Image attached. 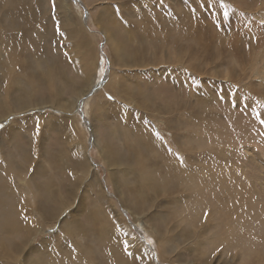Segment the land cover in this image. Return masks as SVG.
Here are the masks:
<instances>
[{"label":"rangeland","instance_id":"374dc122","mask_svg":"<svg viewBox=\"0 0 264 264\" xmlns=\"http://www.w3.org/2000/svg\"><path fill=\"white\" fill-rule=\"evenodd\" d=\"M0 97V264H264V0H0Z\"/></svg>","mask_w":264,"mask_h":264},{"label":"bare ground","instance_id":"6f19581e","mask_svg":"<svg viewBox=\"0 0 264 264\" xmlns=\"http://www.w3.org/2000/svg\"><path fill=\"white\" fill-rule=\"evenodd\" d=\"M65 6V5H64ZM68 7V6H67ZM70 8V7H69ZM68 8V9H69ZM19 10V9H18ZM65 11H66V9H65ZM70 12V11H69ZM73 12V11H72ZM76 13H78L77 11H76ZM69 15V14H68ZM4 18V17H3ZM69 18V17H68ZM72 18V17H71ZM82 18V17H81ZM70 20V19H69ZM72 20V19H71ZM82 20V19H81ZM10 22V21H9ZM83 22V21H82ZM2 24V23H1ZM4 27V26H3ZM81 31V30H80ZM108 38L110 39V37L108 36ZM87 42V41H86ZM88 53V52H87ZM32 54V53H31ZM121 54V53H120ZM118 55V54H117ZM120 59L121 60H123V61H127L128 60V58L125 56V54H121L120 55ZM12 62V61H11ZM39 62V61H38ZM12 69V68H11ZM17 69V68H16ZM11 73V72H10ZM118 73V72H117ZM87 77H89V76H87ZM110 81V80H109ZM111 83H113L112 81H111ZM117 83V82H116ZM7 85V84H6ZM113 85H115V84H113ZM10 86V85H9ZM50 88V87H49ZM122 90V89H121ZM159 90V89H158ZM58 91V90H57ZM171 91V90H170ZM49 93V92H48ZM53 93V92H52ZM116 93V92H115ZM122 97V96H121ZM1 98V97H0ZM54 98H55V96H54ZM128 98V97H127ZM131 102V101H130ZM16 103V102H15ZM96 103V102H95ZM98 103V102H97ZM1 104V103H0ZM99 104V103H98ZM32 106H33V104H31ZM107 105V104H106ZM29 106V105H28ZM97 109H100V108H97ZM72 110V109H71ZM144 110V109H143ZM8 111V110H7ZM107 113V112H106ZM66 114V113H65ZM64 114V115H65ZM99 115V114H98ZM41 118V117H40ZM70 118V117H69ZM47 119H50V118H47ZM73 120V119H72ZM71 121V120H70ZM114 124V123H113ZM62 126V125H61ZM111 128V127H110ZM118 130V129H117ZM114 134V133H113ZM75 138V137H74ZM147 138V137H146ZM75 140V139H74ZM82 140V139H81ZM76 141V140H75ZM80 141V140H79ZM83 141H85V140H83ZM99 142V141H98ZM144 143V142H143ZM147 144V143H146ZM153 145L155 144L156 145V142L155 143H152ZM153 145H151V147L153 146ZM157 146V145H156ZM161 146V145H160ZM154 147V146H153ZM157 147H159V146H157ZM156 147V148H157ZM138 148V147H137ZM100 149H101V147H100ZM130 149V148H129ZM132 149V148H131ZM130 149V150H131ZM144 149V148H143ZM142 149V150H143ZM118 151V150H117ZM100 152H101V150H100ZM253 153V152H252ZM257 154V153H256ZM101 155V154H100ZM107 155V154H106ZM86 163V162H85ZM83 166V165H82ZM90 166V165H89ZM85 167V166H84ZM91 168V167H90ZM130 169V168H129ZM128 169V170H129ZM84 172H85V174L86 173H88L89 172V169L87 168V169H85L84 170ZM116 174V173H115ZM95 175V174H94ZM142 177V176H141ZM143 180V179H142ZM160 183V182H159ZM261 184V183H260ZM143 185V184H142ZM264 187V186H263ZM76 188V187H75ZM164 188V187H163ZM76 191V190H75ZM163 194V193H162ZM99 197V196H98ZM264 203V202H263ZM101 208V207H100ZM110 212V211H109ZM96 216H97V214H96ZM124 223V222H123ZM120 224V223H119ZM95 226V225H94ZM235 238V237H234ZM133 241V240H132ZM134 242V241H133ZM131 245V244H130ZM143 249H144V254H147V253H149L144 247H143ZM208 251V250H207ZM137 254V253H136Z\"/></svg>","mask_w":264,"mask_h":264},{"label":"snow or ice","instance_id":"6c2138e0","mask_svg":"<svg viewBox=\"0 0 264 264\" xmlns=\"http://www.w3.org/2000/svg\"><path fill=\"white\" fill-rule=\"evenodd\" d=\"M0 127H2V125H0ZM151 243V241H149Z\"/></svg>","mask_w":264,"mask_h":264}]
</instances>
